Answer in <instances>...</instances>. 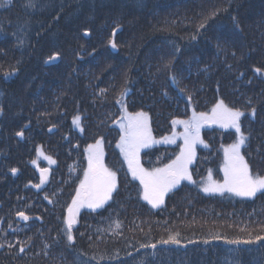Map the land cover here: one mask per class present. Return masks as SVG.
Segmentation results:
<instances>
[{
	"label": "trees",
	"instance_id": "trees-1",
	"mask_svg": "<svg viewBox=\"0 0 264 264\" xmlns=\"http://www.w3.org/2000/svg\"><path fill=\"white\" fill-rule=\"evenodd\" d=\"M53 53L59 60L47 64ZM220 100L244 113L242 155L254 175L264 176V0H4L0 264H264V240L210 239L264 236V194L223 198L183 184L152 208L113 149L121 103L128 112L147 111L159 136L173 119ZM202 135L209 149L191 168L196 179L208 165L218 168L223 148L237 139L232 128L206 126ZM97 140L106 145L117 187L105 206L80 212L69 242L68 207L85 171V148ZM174 150H145L143 166L171 162ZM41 168L48 172L36 188ZM169 231H179L180 245L140 247Z\"/></svg>",
	"mask_w": 264,
	"mask_h": 264
},
{
	"label": "snow or ice",
	"instance_id": "snow-or-ice-1",
	"mask_svg": "<svg viewBox=\"0 0 264 264\" xmlns=\"http://www.w3.org/2000/svg\"><path fill=\"white\" fill-rule=\"evenodd\" d=\"M4 0H0V6L3 5ZM35 7L34 4L31 5ZM215 15V13H213ZM207 22V17L201 22L198 27L203 28ZM116 29H113L115 34ZM84 35H90L88 29H84ZM195 37H193L194 39ZM22 42V41H21ZM113 48L116 47L114 41H110ZM179 51V49H177ZM59 58V53H53L48 57L49 61H54ZM13 71H16L14 68ZM260 68H256V73H261ZM11 73H5L10 75ZM255 115V110L252 112ZM244 113L238 109L229 108L224 104L223 100L217 102L213 106L212 114L209 116L205 113H199L193 115L191 121H173V124L182 123L185 126L184 146L181 148L180 154L170 164L165 165L164 168L154 169L148 171L142 168L138 160V152L140 147L147 146L150 142V130L147 126V114L137 113L135 116L128 117V124L125 126L121 124L123 135L119 147L125 156V160L128 163L129 171L132 173L133 178L139 179L143 186L142 197L153 208H157L164 203V196L170 189L180 183L181 180L186 179L192 181V176L189 172L188 165L192 162V158L195 156L194 146L200 140L199 130L202 122L206 123H221L224 127H233L237 133V141L233 145H230L225 149L226 165L224 167V181L223 183H217L212 181L211 174H209L208 183L203 186L205 193H223L228 191L236 196L252 198L257 193L264 194V176H253L250 173L249 165L241 155V146L245 144L247 137L241 130L240 118ZM80 117L73 118V123L79 126ZM17 136H23V132H17ZM101 140H97L95 145H89L86 152H88V168L84 172V179L80 181L79 187L76 189V195L72 199V204L68 207V216L65 219L67 240L69 242L74 241L73 225L76 221V213L81 207L87 206L93 210L104 206L105 202L111 199L113 191L116 189V173L109 170L103 164V153L101 149ZM37 153L41 154V150L38 148ZM50 163H55L51 157H46ZM36 164V161H32ZM15 174L18 169L12 168L10 170ZM41 182L34 185L36 188H40V185L45 182V174L48 169L41 168ZM193 183H195L193 181ZM45 199H48L46 196ZM22 220L27 221L30 219L28 215L23 211L16 213ZM114 228L120 227V222H114ZM244 229H242L243 231ZM210 239L220 240L225 239L229 244H252L256 241L264 240V236L255 235L252 236L249 233L248 239H231L227 240L226 237L216 234ZM206 239L204 243H208ZM182 243L180 239L179 231H169L166 238H161L156 243L142 244L141 248L155 249L157 244H175L180 245ZM187 243H193L189 240ZM3 247V245H0ZM8 247H12L11 244ZM20 252L25 251L24 245L20 246ZM131 256V253H128ZM95 259V257H93ZM143 264V261L140 262Z\"/></svg>",
	"mask_w": 264,
	"mask_h": 264
},
{
	"label": "rangeland",
	"instance_id": "rangeland-1",
	"mask_svg": "<svg viewBox=\"0 0 264 264\" xmlns=\"http://www.w3.org/2000/svg\"><path fill=\"white\" fill-rule=\"evenodd\" d=\"M123 101V100H120V102ZM120 109H121V113L120 115L118 116V118L116 119L117 121L115 122V125L117 127V130L118 132L120 133L119 137H118V141L113 143V149L117 150V152L119 153V160L121 161H118L120 162L121 164L123 163L127 169V172L129 171V167H128V163L127 161L125 160V156L124 154L122 153L121 151V148L118 146L120 141H121V136L124 134L122 129H121V124H124L125 126H127L128 124V117L130 116H135V114L137 113H146L147 114V126L150 130V137H151V140L150 142L147 144V146H144V147H140L139 148V152H138V160H139V164L142 168H144L143 166V163H142V160H141V155L142 153L145 151V150H148L150 149V147H154V146H162V145H175V144H178L176 146V150H174L172 152V161L176 159V157L180 154L181 152V148L184 146V137H183V133L185 132V126L184 124L182 123H176V124H173V122L171 123V128L169 130L168 133H164L162 135H159V136H155L153 135V129H152V123H151V119L149 117V114L147 111L145 110H139V111H133V112H128L125 105L123 103L120 104ZM212 109H209L207 110L206 112H192V114L194 115L195 114H199V113H205V114H208L209 116L212 114ZM193 115L191 117L188 116L187 118L184 117V118H175L176 121H191L192 118H193ZM76 117V116H75ZM206 126H209V127H220V128H232L233 130H235L233 127L229 126V127H224L222 126L221 123L217 122V123H206V122H202L201 125H200V130H199V138L200 140L195 144L194 146V150H195V156L192 158V162L188 165V169H189V172L192 176V181H189V180H186V179H183L180 181L179 184H177L176 186H174L172 189L182 185V184H187V185H191L193 186L195 189H197L198 191H200L201 193L203 194H206V195H216V196H220V197H223V198H226V197H232V198H235V199H248V197H241V196H236L235 194L233 193H230L228 191H224L223 193H219V192H216V193H205L202 189H203V186L208 183V178H209V174H211V179L212 181H215L217 183H223L224 181V167L226 165V156H225V149L228 148L230 145H233L234 143H236V141L233 143V144H230V145H226L224 148H223V155H222V160H220L219 162V166L218 168H214L213 166L214 165H208L207 167V170L204 174H202L201 178L200 179H196L193 177L192 175V166L194 165L197 157L201 154V151L202 150H207L209 149L208 148V145L206 143V141L204 140L203 138V130H204V127ZM77 128H79V126L76 125ZM102 142V141H101ZM95 143H92L90 145H95ZM101 149H102V153H103V157H102V160H103V164L106 168H108L109 170L111 171H114L116 173V184H117V172L112 168V166H110V160L108 158V151L106 150V145L104 142L101 143ZM241 155H242V146H241ZM243 156V155H242ZM85 159H86V163H85V170L88 168V152L87 154H85ZM171 161V162H172ZM48 163L49 160H47ZM171 162L167 163L166 165L170 164ZM52 164V163H50ZM151 165H153L152 163H150ZM161 168H164L163 166H154L153 168H144L148 171H152L154 169H161ZM250 169V168H249ZM218 170V171H217ZM85 172V171H84ZM130 172V171H129ZM128 172V173H129ZM250 173L253 175V176H256L254 175L251 171ZM130 176L132 177V179H134L140 186V189H141V199L147 203L150 207H152L146 200L143 199L142 197V193H143V186L141 185L140 183V180L139 179H136V178H133L132 176V173L130 172ZM82 179H84V174H83V177ZM193 181L195 183H193ZM170 189V190H172ZM169 190V191H170ZM168 191V192H169ZM167 192V193H168ZM114 193V191H113ZM113 193H112V197H113ZM167 193H165V196H164V199L167 195ZM111 197V198H112ZM111 200V199H109ZM107 202H105L106 204ZM104 204V205H105ZM161 206V205H160ZM159 206V207H160ZM87 207V206H85ZM85 207H81L79 209V211H81L82 209H85ZM153 208V207H152ZM158 208V207H157ZM91 209V208H90ZM99 209V208H98ZM79 211L76 213V218H77V215L79 214ZM67 216H68V213H67ZM75 224L73 225V228H74Z\"/></svg>",
	"mask_w": 264,
	"mask_h": 264
},
{
	"label": "water",
	"instance_id": "water-1",
	"mask_svg": "<svg viewBox=\"0 0 264 264\" xmlns=\"http://www.w3.org/2000/svg\"><path fill=\"white\" fill-rule=\"evenodd\" d=\"M58 60H59V58L56 59V60H54V61H49V60H47V64L55 63V62H57Z\"/></svg>",
	"mask_w": 264,
	"mask_h": 264
}]
</instances>
